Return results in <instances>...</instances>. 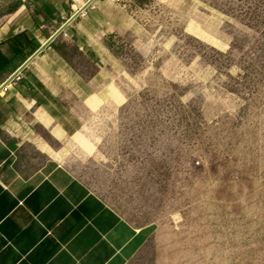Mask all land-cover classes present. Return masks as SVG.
Here are the masks:
<instances>
[{
	"label": "rangeland",
	"instance_id": "rangeland-1",
	"mask_svg": "<svg viewBox=\"0 0 264 264\" xmlns=\"http://www.w3.org/2000/svg\"><path fill=\"white\" fill-rule=\"evenodd\" d=\"M64 1L0 0V26ZM136 3L133 35L111 40L112 102L62 161L155 226L132 264H264V0Z\"/></svg>",
	"mask_w": 264,
	"mask_h": 264
},
{
	"label": "crops",
	"instance_id": "crops-1",
	"mask_svg": "<svg viewBox=\"0 0 264 264\" xmlns=\"http://www.w3.org/2000/svg\"><path fill=\"white\" fill-rule=\"evenodd\" d=\"M45 3L40 15L0 26V52L11 62L0 76V264H132L157 229L133 225L62 159L69 138L112 102L111 40L133 35L138 5L95 0L21 70V81L5 84L71 16V0Z\"/></svg>",
	"mask_w": 264,
	"mask_h": 264
},
{
	"label": "built area",
	"instance_id": "built-area-1",
	"mask_svg": "<svg viewBox=\"0 0 264 264\" xmlns=\"http://www.w3.org/2000/svg\"><path fill=\"white\" fill-rule=\"evenodd\" d=\"M95 0H71V16L68 21H74L77 18H82L87 15V11L90 7H92V3ZM112 3L118 4L121 3L122 0H110ZM23 77L19 71L15 72L5 84H13L15 85L19 81H21Z\"/></svg>",
	"mask_w": 264,
	"mask_h": 264
},
{
	"label": "water",
	"instance_id": "water-1",
	"mask_svg": "<svg viewBox=\"0 0 264 264\" xmlns=\"http://www.w3.org/2000/svg\"><path fill=\"white\" fill-rule=\"evenodd\" d=\"M71 21H67L64 26L46 43L44 44L30 59L29 61L23 65L20 70H18L19 72H21V70L23 68H25L27 65H30L32 63V61L52 42L56 39V37L61 34L64 30V28L70 23Z\"/></svg>",
	"mask_w": 264,
	"mask_h": 264
},
{
	"label": "trees",
	"instance_id": "trees-1",
	"mask_svg": "<svg viewBox=\"0 0 264 264\" xmlns=\"http://www.w3.org/2000/svg\"><path fill=\"white\" fill-rule=\"evenodd\" d=\"M40 44L37 42L34 46H33V53L39 48ZM11 66V62L8 61L0 52V76L2 75V73L9 69Z\"/></svg>",
	"mask_w": 264,
	"mask_h": 264
}]
</instances>
